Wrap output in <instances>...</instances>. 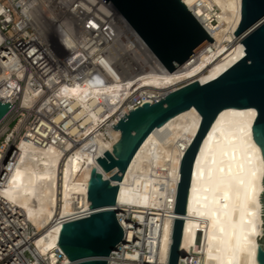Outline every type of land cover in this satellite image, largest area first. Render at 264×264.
<instances>
[{"label":"bare ground","instance_id":"1","mask_svg":"<svg viewBox=\"0 0 264 264\" xmlns=\"http://www.w3.org/2000/svg\"><path fill=\"white\" fill-rule=\"evenodd\" d=\"M183 2L215 41L207 42L191 59L170 72L128 24L130 40L145 58L143 65L149 64L152 70L120 83L103 87L88 84L72 91L76 106L90 123L88 133L103 110L99 105L103 97L114 100L118 92L128 95L130 87L138 85L137 95L160 100L169 90L182 86L178 82L171 87L173 82L183 79L189 83L192 81L184 78L198 76L194 81L205 84L245 56V46L235 35L242 18V0ZM2 98H6L5 93H0ZM256 117L253 107L222 110L196 158L181 253L190 257L194 250L201 255L200 264H260L257 253L258 239L263 236L264 204L259 199L264 191V156L253 135ZM201 121V114L192 107L156 128L118 183V204L127 210L133 208L135 217L155 225L151 226V234L158 238L154 259L158 264L169 262L181 161ZM120 136L121 132L115 129L111 140L97 135L75 148L72 141L65 148L48 149L20 143V155L12 165L2 195L38 229H44L37 240L41 250L60 247L62 221L91 214L88 187L92 170H101L97 159L112 151ZM93 142L97 145L96 154L87 149ZM102 172L109 178L115 171Z\"/></svg>","mask_w":264,"mask_h":264},{"label":"built area","instance_id":"2","mask_svg":"<svg viewBox=\"0 0 264 264\" xmlns=\"http://www.w3.org/2000/svg\"><path fill=\"white\" fill-rule=\"evenodd\" d=\"M128 24L111 1L0 0V93L6 96L0 100L12 105L0 121V264H71L58 246L41 250L37 240L44 229L2 195L20 143L48 149L65 148L68 141L75 148L97 135L111 140L113 126L130 111L158 101L137 95L138 85L128 95L118 92L114 100L103 97V110L88 133L90 123L70 94L88 84L103 87L152 70L143 65L145 58L130 40ZM12 145L17 154L8 166ZM87 149L98 151L95 142ZM127 209L118 214L127 242L111 253L108 264H158L154 223ZM192 252L179 264H200L201 255Z\"/></svg>","mask_w":264,"mask_h":264},{"label":"water","instance_id":"3","mask_svg":"<svg viewBox=\"0 0 264 264\" xmlns=\"http://www.w3.org/2000/svg\"><path fill=\"white\" fill-rule=\"evenodd\" d=\"M105 1L116 5L170 72L191 59L207 42L215 41L182 0ZM235 35L244 44L246 54L216 79L205 84L192 81L169 90L160 100L145 102L113 126L121 136L112 151L97 159L101 170H92L88 187L91 214L66 221L62 227L59 246L71 262L108 264L111 253L127 242L118 219L123 211L118 204V183L150 133L179 113L195 107L202 121L181 161L168 264H179L182 257H188L181 253V246L194 165L205 137L222 110L250 107L257 110L253 135L264 156V0H242V18ZM11 106L0 100V121ZM16 154V147L12 145L6 157L8 166ZM102 171L115 172L105 178ZM262 192L263 198L259 200L264 204ZM261 216L263 236L260 240L257 237V259L264 264V215Z\"/></svg>","mask_w":264,"mask_h":264},{"label":"rangeland","instance_id":"4","mask_svg":"<svg viewBox=\"0 0 264 264\" xmlns=\"http://www.w3.org/2000/svg\"><path fill=\"white\" fill-rule=\"evenodd\" d=\"M185 79H188V81H194V80H198L199 78H198V76H195V77H190V78H184V80H185ZM182 80H183V79H179V80L173 82V83L171 84V87H174L175 84L177 85L178 82H180L179 85H183V84H185L186 81H182ZM181 81H182V82H181ZM173 85H174V86H173ZM157 183H158V182H157ZM158 188H159V186H158Z\"/></svg>","mask_w":264,"mask_h":264}]
</instances>
